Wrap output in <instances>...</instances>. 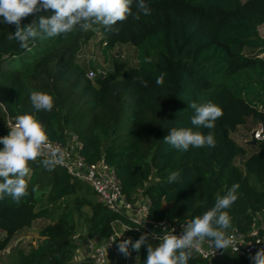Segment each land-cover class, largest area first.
Masks as SVG:
<instances>
[{"label": "trees", "instance_id": "trees-1", "mask_svg": "<svg viewBox=\"0 0 264 264\" xmlns=\"http://www.w3.org/2000/svg\"><path fill=\"white\" fill-rule=\"evenodd\" d=\"M150 15L132 5V16L109 31L100 23L54 39H33L21 48L9 39L15 24L0 25V137L8 134L4 118L34 114L49 140L65 143L75 137L88 164L103 161L112 167L129 202L137 195L151 201L155 221L187 222L210 209L217 194L238 184V199L228 209L231 228L247 233L252 215L264 210V144L245 159L231 134L248 119L264 125V0H146ZM39 12L22 18L20 27L38 22ZM139 15V19L134 16ZM99 33L106 59L117 45L136 51L137 66L127 69L115 62L109 73L95 72L93 80L77 62L79 49ZM246 50L258 51L256 56ZM151 57V63H145ZM166 73L162 85L156 78ZM147 82L142 86L140 81ZM54 95L51 111L35 112L30 92ZM223 115L215 122L216 146L173 149L164 142L172 128L192 127L191 108L207 102ZM251 145V144H250ZM253 146V145H252ZM2 147V146H0ZM37 158L30 161L28 194L19 202L0 199V252L16 233L40 225V243L29 252L19 251L6 264H72L79 246L74 241L77 223L84 221L88 236H105L115 215L92 189L64 170L47 171ZM173 171L179 178L168 182ZM253 180V184L251 182ZM264 235V231L262 232ZM155 246L158 241L148 238ZM146 248L137 252L139 264ZM78 264H86L78 263ZM188 264H209L192 253ZM212 264H250L225 256Z\"/></svg>", "mask_w": 264, "mask_h": 264}, {"label": "clouds", "instance_id": "clouds-1", "mask_svg": "<svg viewBox=\"0 0 264 264\" xmlns=\"http://www.w3.org/2000/svg\"><path fill=\"white\" fill-rule=\"evenodd\" d=\"M134 3L143 15L151 14L146 0H0V25L15 24L16 30L9 39L18 41L21 48H28L30 40L54 39L73 32L77 27L87 31L96 23L102 24L104 31H109L118 22L133 15ZM49 10H52L50 15H42L38 22L20 27L22 18L39 12L48 13ZM134 18L139 19V15ZM151 60V57H145L144 62L151 63ZM165 76L166 73H161L156 78V84L162 85ZM140 83L147 86L143 80ZM30 101L35 112L51 111L54 107L53 94L32 91ZM191 108L194 110L190 119L192 127L172 128L164 142L180 152H187L190 147L214 148L216 139L213 132L205 134L199 129H214L216 120L223 115L222 109L211 101L200 105L193 103ZM260 110L264 111V106H260ZM0 146V199L9 197L19 202L28 194L26 178L31 171L29 162L43 156L45 149H48V156L40 163L47 171L63 163L64 154L52 147L44 126L34 114L17 116L8 134L0 137ZM179 176L178 171L171 172L168 182H175ZM238 189L239 185L233 184L223 195L217 194L214 205L189 221L178 234H174L175 228L167 229L164 235L155 237L158 240L155 246L147 243V233L135 242L128 238L117 243L118 252L127 257L129 246L136 252L144 246L147 255L143 264H188L192 250H199L205 240L214 249L226 248L231 243L228 230L232 226L228 209L238 199ZM249 259L252 264H264V249L258 250Z\"/></svg>", "mask_w": 264, "mask_h": 264}, {"label": "built area", "instance_id": "built-area-1", "mask_svg": "<svg viewBox=\"0 0 264 264\" xmlns=\"http://www.w3.org/2000/svg\"><path fill=\"white\" fill-rule=\"evenodd\" d=\"M86 78L93 80L95 72H86ZM5 127L9 130L15 123V118L7 114L4 118ZM251 141L256 144H264V125L252 130ZM53 148L61 150L63 163L56 167L64 170L72 179L88 185L96 194L98 200L104 207L115 215V219L109 224L108 234L105 236H89L85 249L88 255L86 264H131L137 258V252L132 251L129 246V255L125 257L117 250V243L131 238L133 242L145 233L148 238L155 239L162 236L167 229L175 228L178 234L188 223L183 219L173 222L155 221L150 216L151 201L147 197H140L134 202H129L121 187L115 170L103 161L95 164H88L80 154L82 145L75 137H71L65 143L49 140ZM48 149L45 154L38 158H47ZM252 224L247 233H241L233 229L229 233L231 243L224 249H214L207 240L201 242L199 250L193 249L192 253L200 259L212 264L214 260L231 255L245 259L250 264L249 257L264 249V210L252 215ZM158 241V240H157ZM236 248L237 251L235 250Z\"/></svg>", "mask_w": 264, "mask_h": 264}, {"label": "rangeland", "instance_id": "rangeland-1", "mask_svg": "<svg viewBox=\"0 0 264 264\" xmlns=\"http://www.w3.org/2000/svg\"><path fill=\"white\" fill-rule=\"evenodd\" d=\"M258 35L259 38L264 41V26L258 28ZM101 38L102 36L97 33V35L86 45L82 46L77 53V62L85 69L86 72L94 70L96 72L109 73L112 71L115 62L124 63L127 69L137 66L136 51L129 45H117L111 52H109L107 58L105 59L102 55L103 46L100 45ZM257 54V50L245 51V55L247 56H256ZM260 57H264V54H261ZM258 124V122L248 119L245 125L239 126L235 132L231 134V138L235 141V143L244 148L246 152L245 156L238 157L234 160V163L241 169L243 168L245 159L254 154L257 150L256 146L250 145V138L252 130L257 128ZM251 182L253 184L254 181L251 180ZM140 197L143 196L138 194L136 200ZM74 220L77 223L74 241L78 244L79 248L74 255L72 264H78L85 262V259L87 260L88 258L85 246L89 240V236L84 230V221L82 219L78 220L77 218ZM40 226L42 225L38 222H34L31 228L23 232L16 233L6 250L0 252V264H6L10 256L16 255L19 251L27 253L34 249L40 243L37 234ZM3 236L4 234L0 232V238ZM131 264H139L138 258H134Z\"/></svg>", "mask_w": 264, "mask_h": 264}, {"label": "water", "instance_id": "water-1", "mask_svg": "<svg viewBox=\"0 0 264 264\" xmlns=\"http://www.w3.org/2000/svg\"><path fill=\"white\" fill-rule=\"evenodd\" d=\"M250 144L253 146L256 145L255 141H251Z\"/></svg>", "mask_w": 264, "mask_h": 264}]
</instances>
